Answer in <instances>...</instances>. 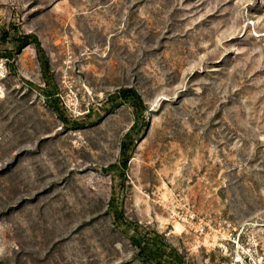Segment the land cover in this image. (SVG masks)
Instances as JSON below:
<instances>
[{
  "label": "rangeland",
  "instance_id": "obj_1",
  "mask_svg": "<svg viewBox=\"0 0 264 264\" xmlns=\"http://www.w3.org/2000/svg\"><path fill=\"white\" fill-rule=\"evenodd\" d=\"M12 25L0 264H152L154 232L181 264L264 263V0H0Z\"/></svg>",
  "mask_w": 264,
  "mask_h": 264
},
{
  "label": "trees",
  "instance_id": "obj_2",
  "mask_svg": "<svg viewBox=\"0 0 264 264\" xmlns=\"http://www.w3.org/2000/svg\"><path fill=\"white\" fill-rule=\"evenodd\" d=\"M12 30L15 32L14 34H11ZM17 31L18 28L14 25H12V27L10 28L2 29L0 33V41L12 40V42L17 45L16 49H19L28 44L30 34L21 31L17 33ZM116 93L119 95V98L121 100L129 99L135 101L134 105L136 106V108L142 107L143 110L147 108V105L144 103L142 96L134 87H120ZM141 119L144 121L143 117H141ZM125 165L126 164L124 162V166ZM119 215L121 214L119 213ZM153 235L154 236L152 237L146 238L144 244L138 242V244L136 245V257L142 262L152 264H163V260H160L161 258L166 259L168 257H173L174 259H178V263L181 264V260H179L180 255L178 254L176 248L168 244L164 240L163 236L158 232H154ZM177 255L179 256L177 257Z\"/></svg>",
  "mask_w": 264,
  "mask_h": 264
},
{
  "label": "built area",
  "instance_id": "obj_3",
  "mask_svg": "<svg viewBox=\"0 0 264 264\" xmlns=\"http://www.w3.org/2000/svg\"><path fill=\"white\" fill-rule=\"evenodd\" d=\"M254 264H264V263H263L262 258H261V260L255 261Z\"/></svg>",
  "mask_w": 264,
  "mask_h": 264
}]
</instances>
